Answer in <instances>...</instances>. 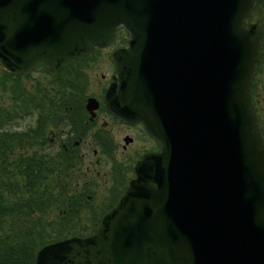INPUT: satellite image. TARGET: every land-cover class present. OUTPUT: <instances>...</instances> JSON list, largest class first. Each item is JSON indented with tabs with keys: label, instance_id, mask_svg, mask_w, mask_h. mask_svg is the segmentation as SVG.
Segmentation results:
<instances>
[{
	"label": "water",
	"instance_id": "1",
	"mask_svg": "<svg viewBox=\"0 0 264 264\" xmlns=\"http://www.w3.org/2000/svg\"><path fill=\"white\" fill-rule=\"evenodd\" d=\"M255 0H0V65L59 68L106 47L105 104L161 150L94 234L44 246L35 264H264V141L250 101ZM92 103V100H90Z\"/></svg>",
	"mask_w": 264,
	"mask_h": 264
},
{
	"label": "trees",
	"instance_id": "2",
	"mask_svg": "<svg viewBox=\"0 0 264 264\" xmlns=\"http://www.w3.org/2000/svg\"><path fill=\"white\" fill-rule=\"evenodd\" d=\"M252 16L262 23L264 0H256ZM7 86L13 89L15 101L21 102L19 79L2 73L0 89L6 91ZM21 112L20 107L0 111V264H33L43 245L94 231L93 227L86 233L73 224L84 200L68 195L70 163L59 165L44 156L36 147V129L15 127ZM102 213L91 217L93 225Z\"/></svg>",
	"mask_w": 264,
	"mask_h": 264
},
{
	"label": "flooded vegetation",
	"instance_id": "3",
	"mask_svg": "<svg viewBox=\"0 0 264 264\" xmlns=\"http://www.w3.org/2000/svg\"><path fill=\"white\" fill-rule=\"evenodd\" d=\"M127 38V37H126ZM126 38H116L115 44L124 43ZM115 45V46H116ZM113 48L99 49L98 53L88 59H81L69 68H64L60 77L53 80L50 75L40 68V74L48 75L47 82L42 86L45 88L42 96L37 97L33 112L32 125H37L42 135L40 147L51 148L55 151L54 159L59 162L60 158H71L76 153L92 152L95 157L99 153H116L120 151L123 155L121 166H112L108 158L96 159V165L105 168L108 186L112 182L111 176L115 178L114 189L111 194L124 191L130 176L133 175L134 164L142 155L159 150L157 141L146 131L143 124H125L113 117L104 106V96L112 82L115 73L114 64L111 59ZM85 61V62H84ZM91 64L104 68L106 72H100L93 77L97 82L92 85L90 72ZM264 69V58L259 65V72L255 83L254 101L259 113L264 111V99L258 92ZM99 75V76H98ZM77 76L83 78L82 86H77ZM68 87L61 85L64 79ZM60 79H62L60 81ZM91 89V91H89ZM89 98H94L98 105L87 107ZM37 123V124H36ZM126 132V133H125ZM116 134L121 135L119 140ZM138 144L137 148L135 145ZM78 155V154H77ZM110 154H106L109 157ZM117 156V155H116ZM83 160L84 155L80 154ZM79 176L84 177L82 168H78ZM120 178V182L116 181ZM94 184V182H91ZM124 183L125 186L123 185ZM107 186V189H108ZM106 189V192H107ZM90 197V196H87Z\"/></svg>",
	"mask_w": 264,
	"mask_h": 264
},
{
	"label": "rangeland",
	"instance_id": "4",
	"mask_svg": "<svg viewBox=\"0 0 264 264\" xmlns=\"http://www.w3.org/2000/svg\"><path fill=\"white\" fill-rule=\"evenodd\" d=\"M251 21H253V22L258 21V19L256 17L255 19H252ZM263 24H264V21H263ZM110 48H112V47H110ZM90 65L93 66L91 68V70H93V71L90 72V75H91L90 83H92V85H93L97 82L96 78H94V80H93V77L95 76V74L97 75L98 73H100L102 71L105 72L104 68H106V67L99 68L97 65L95 66V64H91V63H90ZM0 75H1V71H0ZM260 78H262V80L259 84L258 92L260 93V96L263 97V99H264V69H263V75ZM46 79L47 78L42 76L39 72H33L28 78L22 79L21 85L25 91L31 92L33 97H35L34 99H36L37 97L44 95L43 93L46 92L45 90H42V87L39 89V86H38V84L42 85V84L46 83L47 82ZM43 80H44V83H43ZM94 81H96V82H94ZM5 90L6 91H3V89H0V111H1V109H8V110L14 109V98H13L11 89H9V87L7 86V88ZM40 90H42V91H40ZM89 91H91V89ZM17 104H16L17 107L21 106L19 101L17 102ZM20 108H22V107H20ZM21 114H22V112L20 113V115ZM260 114L262 115L261 118L264 121V111H261ZM32 122H33L32 118H28V119H26V121H22V119H18L16 121H14V124H15V127H17V129H21V128L26 127L27 124H31ZM115 135H116L117 140H119L118 138H120L121 135H118L116 133H115ZM135 146L140 149V147H138V144H136ZM45 151L49 152V151H51V148H45ZM81 153L84 155V158L82 160L83 166L81 167L82 172L85 173L84 179H87V181H89V182H94V184L92 185L91 196H92V200L94 201V204H96L102 199V197L105 193V189L108 186L105 168L96 165V162H95L96 157H94L92 152H87V153L80 152V154ZM117 153H120V151L116 152V155H117L116 158L117 159L123 158V155H120Z\"/></svg>",
	"mask_w": 264,
	"mask_h": 264
}]
</instances>
